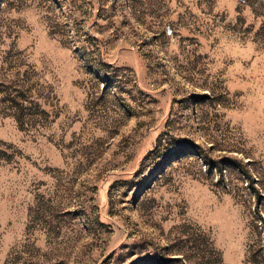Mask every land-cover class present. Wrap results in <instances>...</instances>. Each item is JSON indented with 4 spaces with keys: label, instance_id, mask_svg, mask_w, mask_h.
<instances>
[{
    "label": "rangeland",
    "instance_id": "374dc122",
    "mask_svg": "<svg viewBox=\"0 0 264 264\" xmlns=\"http://www.w3.org/2000/svg\"><path fill=\"white\" fill-rule=\"evenodd\" d=\"M0 264H264V0H0Z\"/></svg>",
    "mask_w": 264,
    "mask_h": 264
}]
</instances>
